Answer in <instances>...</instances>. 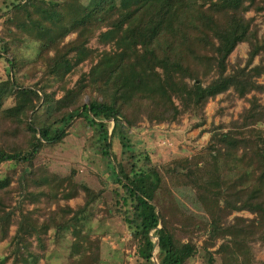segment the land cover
Returning a JSON list of instances; mask_svg holds the SVG:
<instances>
[{"label": "trees", "instance_id": "obj_1", "mask_svg": "<svg viewBox=\"0 0 264 264\" xmlns=\"http://www.w3.org/2000/svg\"><path fill=\"white\" fill-rule=\"evenodd\" d=\"M250 10L264 18V0L9 3L0 16L7 35L0 37V57L10 70L0 79V164L12 167L0 177V242L11 247L0 264H37L51 231L55 241L69 233V264L97 261L98 238L83 230L95 194L75 208L61 205L63 191L31 173L43 146L59 143L77 117L92 127L96 151L111 163L113 207L139 258L149 264L153 257L158 264L196 257L201 264H264L254 254V245L264 247V105L256 95L264 93L258 81L264 77V29L246 15ZM93 39L101 48L89 45ZM27 40L37 43L32 61L16 53ZM242 42L246 57L230 62ZM83 62L89 69L68 87L66 76ZM38 64L39 78L22 85L18 72ZM14 94L38 99L5 106ZM220 94L248 106L228 123L211 124L205 148L215 177L206 173L201 180L190 163L159 168L146 154L139 163L136 152L125 161L113 152L112 139L118 136L125 146L128 129L144 120L172 123L187 113L197 118L192 127L204 125L206 104ZM21 133L32 138L27 147L2 142ZM174 181L192 190L207 219L178 206L169 186ZM240 211L252 216L230 217Z\"/></svg>", "mask_w": 264, "mask_h": 264}, {"label": "rangeland", "instance_id": "obj_2", "mask_svg": "<svg viewBox=\"0 0 264 264\" xmlns=\"http://www.w3.org/2000/svg\"><path fill=\"white\" fill-rule=\"evenodd\" d=\"M11 1L15 0H0V16ZM44 1L53 2V0ZM81 1L89 4L91 0ZM246 15L253 16L254 22L262 30L264 29L262 14H255L253 10H250ZM5 32L3 19L0 17V37L6 38ZM74 36L75 34L68 35L65 40L74 38ZM7 40L10 41V38L8 37ZM89 45L101 48L95 39L91 40ZM246 51L247 44L239 43L230 54V62H233L236 57L245 58ZM16 53L21 60L32 61L37 53V43L29 40L21 42L17 44ZM257 61L256 57L254 62ZM89 66L88 62L77 65L65 78L67 86H72L79 74L87 71ZM41 68L42 66L38 64L35 68L28 66L20 70L18 72L20 83L30 86L33 81L39 78V69L41 70ZM9 72L5 58L0 57V79L5 78ZM258 81L264 82V77H260ZM60 95V91L56 93V97ZM256 95L264 105V93H256ZM37 99L36 94H14L5 100V106L21 102L34 103ZM246 106H248V102L245 99H227L225 95L220 94L206 104L204 125L192 127L197 118L187 113L183 114L178 122L172 123H149L144 120L128 129L125 146L122 145L118 136L114 137L112 150L117 158L123 161L127 160L132 152H136L139 163H142V157L146 154L156 167L161 168L163 165L174 162L190 163L195 166L196 175L201 180L204 179L206 173L215 177L214 158L205 148L211 134L209 131L211 124L228 123L230 119L236 118L242 108ZM220 107H222L221 111H219ZM110 123L112 126L113 123L111 121ZM31 139L26 133H21L16 138L5 137L2 142L10 149H17L27 147ZM9 167H12L10 162L0 164V177ZM31 173L63 191L60 194L59 203L61 205L68 204L75 208L83 204L85 198H90L95 194L83 220V230L89 233L92 238H98L99 257L93 264H149L137 256L135 240L131 236L128 226L121 220V216L113 207L112 190L117 186V183L112 178L111 163L96 151L93 129L87 125L83 117H77L71 121L66 136L59 143L43 146L31 168ZM169 186L175 202L181 209L199 219H207L189 187L178 181L169 183ZM54 207L55 205H53ZM233 215L252 216L247 211L233 212L230 217ZM13 230L14 227H11V232ZM70 244L69 233H64L55 241L52 231L49 232L46 242L48 248L44 254L46 256L37 264H69ZM10 247L11 244L7 241L0 242V262L9 252ZM216 247L218 245L214 248ZM254 254L257 259L264 260V247L258 243L254 245ZM154 263H157L155 259ZM4 264H8V262ZM186 264H201V262L199 257H196Z\"/></svg>", "mask_w": 264, "mask_h": 264}, {"label": "water", "instance_id": "obj_3", "mask_svg": "<svg viewBox=\"0 0 264 264\" xmlns=\"http://www.w3.org/2000/svg\"><path fill=\"white\" fill-rule=\"evenodd\" d=\"M157 243H158V239H155V241H154V247L157 245ZM154 259L156 260L155 257L152 258L153 261H154ZM156 261H157V260H156ZM156 264H158V263H156Z\"/></svg>", "mask_w": 264, "mask_h": 264}]
</instances>
